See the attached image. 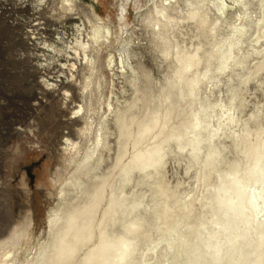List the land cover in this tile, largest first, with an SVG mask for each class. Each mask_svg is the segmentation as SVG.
<instances>
[{
	"label": "bare ground",
	"instance_id": "obj_1",
	"mask_svg": "<svg viewBox=\"0 0 264 264\" xmlns=\"http://www.w3.org/2000/svg\"><path fill=\"white\" fill-rule=\"evenodd\" d=\"M35 2L60 22L78 21L72 37L57 32L63 50L44 42L65 62L42 81L52 91L77 87L71 119L79 127L75 138L64 137L50 177L57 203L47 214L48 238L23 257L27 217L0 241V264H119L106 250L121 239L130 245L129 264H264V0H218V7L146 0L132 22L145 30L162 77L155 84L127 50H110L106 100L98 51L120 43L127 3L117 10V30L97 11L99 0ZM128 39L141 40L135 30ZM63 94L72 100L70 90ZM248 95L259 99L246 114ZM170 159L193 172L188 191L166 178Z\"/></svg>",
	"mask_w": 264,
	"mask_h": 264
},
{
	"label": "rangeland",
	"instance_id": "obj_2",
	"mask_svg": "<svg viewBox=\"0 0 264 264\" xmlns=\"http://www.w3.org/2000/svg\"><path fill=\"white\" fill-rule=\"evenodd\" d=\"M122 2L127 3V31L117 36L120 43L115 40L98 51L96 66L105 100L112 89L113 74L105 62L110 50H127L130 64L139 68L142 63L153 75L155 84L162 77L159 59L145 38V30L132 22L146 0H99L96 9L118 30L117 10ZM35 3V0H0V241L28 217L31 225L23 257L34 253L48 238L47 214L57 203V190L50 177L61 164L64 137L75 138L79 127L77 118L71 119L78 100L77 87L64 84L60 91H52L42 81L65 62L63 51H53L44 42L63 50L66 45L57 39V32L66 30L72 37V27L78 21L67 16L60 22L48 9L38 10ZM213 5L218 7V0ZM38 22H43L40 24L43 28L36 30ZM132 30L141 40L127 44ZM116 84L123 85L117 79ZM64 89L70 90L71 101L65 102ZM253 92L261 97V90ZM248 97L246 114L253 109L252 102L259 99ZM185 167L183 161L174 159L166 166V178L171 184L182 182L179 187L182 192L188 191L193 181V172L186 173Z\"/></svg>",
	"mask_w": 264,
	"mask_h": 264
},
{
	"label": "snow or ice",
	"instance_id": "obj_3",
	"mask_svg": "<svg viewBox=\"0 0 264 264\" xmlns=\"http://www.w3.org/2000/svg\"><path fill=\"white\" fill-rule=\"evenodd\" d=\"M258 175H259V182L261 185H264V156L261 157L260 166L258 169ZM253 191V198H252V206L256 207V197H255V189H252ZM261 208H264V205H261ZM107 253H115L119 257V264H129L128 256L130 253V245L127 241H124L121 239V242L118 247L115 248H109L106 250ZM60 264H71L70 261H62ZM91 264H111V261L101 259L99 261H92Z\"/></svg>",
	"mask_w": 264,
	"mask_h": 264
}]
</instances>
